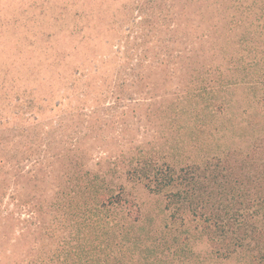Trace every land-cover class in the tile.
<instances>
[{"label": "trees", "instance_id": "obj_1", "mask_svg": "<svg viewBox=\"0 0 264 264\" xmlns=\"http://www.w3.org/2000/svg\"><path fill=\"white\" fill-rule=\"evenodd\" d=\"M76 18L0 42V264H264V0Z\"/></svg>", "mask_w": 264, "mask_h": 264}, {"label": "rangeland", "instance_id": "obj_2", "mask_svg": "<svg viewBox=\"0 0 264 264\" xmlns=\"http://www.w3.org/2000/svg\"><path fill=\"white\" fill-rule=\"evenodd\" d=\"M0 0V42H24L23 49L32 48V54L26 52L20 59L36 60L45 57V54L38 55L40 48L45 49L47 42H52L60 48L78 45L80 37L63 36L62 32L56 34L57 38L41 36V32H52L56 30L70 31L74 28L77 15L97 12L100 9L110 6L117 9L125 2L132 0ZM101 4V5H99ZM120 17V14L118 15ZM85 19L81 18V21ZM105 36H103L104 39ZM115 37H110L108 42H114ZM31 43V44H30ZM100 52L108 50V43L100 42ZM26 55V56H25ZM6 55L0 56V60ZM17 58H19L17 56ZM137 201L144 211H151L160 204L154 196L147 194L142 188L135 190ZM199 252L205 251V245L197 241L194 246ZM206 252V251H205ZM204 252V253H205ZM203 253V254H204ZM201 255L204 257L205 255ZM202 264H234L232 262H220L211 256L204 257Z\"/></svg>", "mask_w": 264, "mask_h": 264}]
</instances>
